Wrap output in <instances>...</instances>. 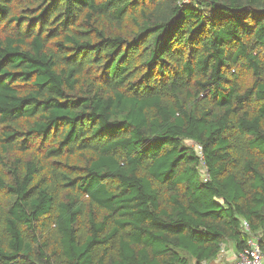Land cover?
<instances>
[{
  "label": "trees",
  "instance_id": "obj_1",
  "mask_svg": "<svg viewBox=\"0 0 264 264\" xmlns=\"http://www.w3.org/2000/svg\"><path fill=\"white\" fill-rule=\"evenodd\" d=\"M250 234L264 0H0V264H198Z\"/></svg>",
  "mask_w": 264,
  "mask_h": 264
},
{
  "label": "built area",
  "instance_id": "obj_2",
  "mask_svg": "<svg viewBox=\"0 0 264 264\" xmlns=\"http://www.w3.org/2000/svg\"><path fill=\"white\" fill-rule=\"evenodd\" d=\"M193 0H183V3H190ZM195 150L197 151L200 158H202V150L200 146L195 145ZM242 231L249 233V224L246 220L242 221ZM227 243H224L220 247V251L224 250ZM198 264H264V251L261 250L259 245V239L250 234L247 241V245L239 251L232 250L231 257L227 259H222L221 252L216 257L210 261H201Z\"/></svg>",
  "mask_w": 264,
  "mask_h": 264
},
{
  "label": "rangeland",
  "instance_id": "obj_3",
  "mask_svg": "<svg viewBox=\"0 0 264 264\" xmlns=\"http://www.w3.org/2000/svg\"><path fill=\"white\" fill-rule=\"evenodd\" d=\"M231 250H232V245L230 243L228 246L227 245L225 246L224 250L220 251L222 259H227V257L229 258L232 254Z\"/></svg>",
  "mask_w": 264,
  "mask_h": 264
},
{
  "label": "crops",
  "instance_id": "obj_4",
  "mask_svg": "<svg viewBox=\"0 0 264 264\" xmlns=\"http://www.w3.org/2000/svg\"><path fill=\"white\" fill-rule=\"evenodd\" d=\"M229 244H230V242H227V246H228ZM233 249H234V247L232 246V250H233ZM227 250H228V249H227ZM232 250H231V251H232ZM230 257H231V256H230ZM230 257H229V258H230Z\"/></svg>",
  "mask_w": 264,
  "mask_h": 264
}]
</instances>
